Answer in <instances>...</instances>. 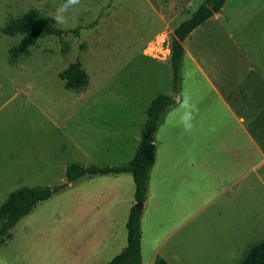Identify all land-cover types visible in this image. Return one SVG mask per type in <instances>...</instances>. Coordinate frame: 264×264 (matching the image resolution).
<instances>
[{"label":"rangeland","instance_id":"obj_1","mask_svg":"<svg viewBox=\"0 0 264 264\" xmlns=\"http://www.w3.org/2000/svg\"><path fill=\"white\" fill-rule=\"evenodd\" d=\"M204 1L80 0L66 14L67 23L57 25L52 14L65 0H0V206L24 187L61 188L14 226L0 246V264H107L126 246L128 215L137 205L132 175L69 184L66 169L73 163L120 166L134 158L152 100L175 96L172 34ZM32 9L52 26L78 29L79 35L41 39L13 62L10 51L21 36L3 29ZM184 48L178 94L194 103V126L185 131L169 110L163 114L158 165L151 172L155 205L163 209L150 211L146 223L164 230L158 258L241 264L264 240V0H226ZM192 57L209 82L194 73ZM78 59L89 85L67 90L59 73ZM212 85L242 122L224 114ZM228 148L236 150L235 180L223 177ZM180 152L183 165L193 163L203 172L186 176L178 203L164 204L174 200L173 190L164 191L165 157L170 187ZM213 159L220 160V172L212 175Z\"/></svg>","mask_w":264,"mask_h":264},{"label":"trees","instance_id":"obj_2","mask_svg":"<svg viewBox=\"0 0 264 264\" xmlns=\"http://www.w3.org/2000/svg\"><path fill=\"white\" fill-rule=\"evenodd\" d=\"M40 1V0H37ZM226 0H205L192 15L175 28L170 42L169 63L173 70V88L178 94L180 73L185 57L184 41L201 25L205 24L223 9ZM3 33L10 37L21 36L17 47L11 49V61L15 62L27 49L46 37L62 38L68 33L79 35V30L64 31L54 27L37 10L32 9L18 18L11 19L4 27ZM67 90L84 89L89 85V75L81 61L70 64L59 73ZM173 97L166 94L157 95L146 111V122L141 131L140 143L134 158L120 166H82L70 164L66 169L67 182L73 183L83 177L131 174L135 183V203L142 205L130 210L126 228L127 245L123 251L107 264H142L141 257V216L147 198L148 182L151 169L155 164L154 137L161 117L172 109ZM61 188L58 187H24L12 192L0 206V246L11 238V230L25 216L31 213L40 202L50 199ZM154 264H169L157 258ZM241 264H264V240L256 243L247 252Z\"/></svg>","mask_w":264,"mask_h":264},{"label":"crops","instance_id":"obj_3","mask_svg":"<svg viewBox=\"0 0 264 264\" xmlns=\"http://www.w3.org/2000/svg\"><path fill=\"white\" fill-rule=\"evenodd\" d=\"M218 14H216V15H218ZM191 35L189 37H191ZM183 46H184V43H183ZM185 56H186V53H185ZM190 60L194 63V70H193L194 73L195 74L200 73L201 76L206 81L209 82V79H208V77H207L204 69L201 67V65H199L198 60L195 59V58H193V59L190 58ZM212 87H213L214 92H215V94L217 96V101L221 102L223 104V106L225 107V109H226L225 110L226 112L224 114H226V115H232L234 118L237 119V121L242 122L243 121V118H239V119L237 118V116L234 113L233 109H231V105L228 103L227 99L223 95H221V93L219 92L218 89H216L215 86L212 85ZM184 96H185V94H184ZM181 97H183V96H181ZM190 102L194 105V103L191 100H190ZM179 111H180V106L178 104H177V107H175V108L167 111L169 113L168 115H170V114L172 115V119H173L174 122H178L179 121V118H180L179 115L182 114ZM176 112H179V113H176ZM164 115L161 117V120H160L158 129L156 131L155 138H154V145H155V164H154L153 168L151 169V172H154V170L156 169V167L158 165L157 164V162H158V159H157V135H158V132H159L160 127L166 125V120H164V118H163ZM143 127H144V125H143ZM143 127H142V129H143ZM240 131L243 134H246V135H249L250 136L249 132L244 127H240ZM140 139H141V136H140V138L137 139L138 145L140 143ZM137 147H136V149H137ZM255 147L257 148L258 151L261 152V150L257 146H255ZM217 151H218V149H215L214 150V152H217ZM135 153H136V151H135ZM230 155H231V158H230ZM235 157H236V150L233 149V148H231V149L228 148V163H229V165L227 167L226 174H225V172H223V177L224 178L225 177H227V178L229 177L232 180H235L236 179V176L237 175H236L235 171L237 170V166H236V163L233 161ZM183 158H184V155H183L182 152H180L179 155H178V157L174 160L175 163H174V166L171 169L172 170L171 171L172 172V177H173V179H172L173 180V184L169 187V185H168V176H169V171H168L169 168L168 167H169V165L167 164L166 157H165L164 191H165V194H166L167 190L169 191V193L171 192V190H173V193L174 194H171V195L173 196V199L174 200H170L169 199V201H166L164 204H171L175 200L178 203V200L177 199L179 197L183 196V193H184L183 192L184 191V184H183V182L186 180V178H187L186 176L198 177L203 172V170H201V169L198 170L197 167H195V165L193 163L187 164V165L186 164L183 165L182 164ZM219 164H220V160H215V159L212 160L211 170H210V172L212 173V175L214 173H216V172H220V171H216V169H217L216 166H218ZM240 167L242 168V171L245 168H247V166H245V165L240 166ZM207 168H208V166L206 165L205 169L207 170ZM239 168H238V175L242 173L241 169H239ZM250 169H251V166L247 170L244 171V174H245L244 177L247 175L246 172L247 171L249 172ZM151 172H150V177H149V182H148L147 198H146V202L144 204L143 212H142V214H144V215H143V217L141 216V231H142V238H141V257H142L143 264H154L155 261H156V259L159 257V254L161 253L159 233L162 232V231H164V230H150V227H148V225L146 223V215L150 211L151 212H153V211L159 212L161 209H163L162 207L156 208V205H155L156 198H157L156 197L157 192L154 189V187L156 188V185L155 186H152V173ZM121 175H125V174H121ZM115 176H119V175H115ZM235 183L239 184L238 181L235 182ZM234 186H235V184H234ZM134 201H135V199H134ZM166 242H167V239L165 238L163 243H166ZM126 245H127V243H126ZM125 247L122 246L120 248V253L123 251V249ZM163 257H164L163 259L166 260L169 264H174L171 261V259H170L169 256L163 255ZM145 260H147V261H145Z\"/></svg>","mask_w":264,"mask_h":264},{"label":"clouds","instance_id":"obj_4","mask_svg":"<svg viewBox=\"0 0 264 264\" xmlns=\"http://www.w3.org/2000/svg\"><path fill=\"white\" fill-rule=\"evenodd\" d=\"M80 0H65L63 4L55 9V12L52 14V19L57 25H64L67 23V13L70 8L78 5ZM174 103L178 104L180 108L184 109L180 116L179 123L184 128L185 131H191L193 128V121L195 119L196 108L190 102V98L177 94L173 97Z\"/></svg>","mask_w":264,"mask_h":264},{"label":"water","instance_id":"obj_5","mask_svg":"<svg viewBox=\"0 0 264 264\" xmlns=\"http://www.w3.org/2000/svg\"><path fill=\"white\" fill-rule=\"evenodd\" d=\"M138 207H142V205L137 204V205H136V208H138Z\"/></svg>","mask_w":264,"mask_h":264}]
</instances>
